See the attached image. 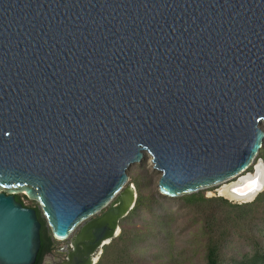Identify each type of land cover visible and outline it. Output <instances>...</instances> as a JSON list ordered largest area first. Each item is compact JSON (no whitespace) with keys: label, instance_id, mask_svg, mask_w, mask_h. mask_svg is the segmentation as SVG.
<instances>
[{"label":"water","instance_id":"obj_1","mask_svg":"<svg viewBox=\"0 0 264 264\" xmlns=\"http://www.w3.org/2000/svg\"><path fill=\"white\" fill-rule=\"evenodd\" d=\"M263 122L264 0H0V264L41 247L16 195L58 241L83 223L55 264H97L132 165L170 198L223 186L252 174ZM260 164L252 199L218 196L255 200Z\"/></svg>","mask_w":264,"mask_h":264},{"label":"trees","instance_id":"obj_2","mask_svg":"<svg viewBox=\"0 0 264 264\" xmlns=\"http://www.w3.org/2000/svg\"><path fill=\"white\" fill-rule=\"evenodd\" d=\"M258 157L264 160V144ZM16 199L24 204L20 195ZM163 200L176 202V209L165 206ZM34 208L42 224L41 249L34 263L40 264L42 250L56 240L41 209ZM142 212L148 213L149 222L139 228L133 219ZM178 218L189 230L186 243L192 252L191 264L197 252L202 253V264H264V190L246 203L209 197L203 190L177 198L166 197L159 191L148 196L140 194L135 208L121 221V226L128 221L131 227H123L120 235L103 248L97 264H147L143 260L149 255L168 264L182 263L185 259H179L170 240ZM153 248L157 252L150 254ZM182 249L189 251L184 246Z\"/></svg>","mask_w":264,"mask_h":264},{"label":"rangeland","instance_id":"obj_3","mask_svg":"<svg viewBox=\"0 0 264 264\" xmlns=\"http://www.w3.org/2000/svg\"><path fill=\"white\" fill-rule=\"evenodd\" d=\"M261 127L264 129V122L262 123ZM149 156H147L142 163H137L134 164L130 167V169L128 170V175H129V182L134 184V186L136 187L137 191H138V195L142 194L144 196H148L152 193H155L158 190V180L160 177V173L157 172L156 170H154L153 166L151 165L150 161H149ZM262 158H259L258 155L255 158L252 166L245 172V173H253L255 166H259L260 162L262 161ZM264 161V160H263ZM234 180V179H233ZM226 185L222 184H218L215 186H212L210 188H206L203 189L204 193L206 196H218V193L220 194V189L223 188ZM202 191V190H201ZM21 196L24 204L26 206H37L40 208L39 204L34 201L29 199L28 197H26L23 194H18ZM229 198V197H228ZM233 202V201H232ZM162 203L165 206L171 207L172 209H176L177 207V203L173 202V201H167V200H163ZM236 203V202H235ZM41 209V208H40ZM133 222L136 223V226L139 228L144 227L143 224H146L147 222H149V215L146 212H142L139 215H137L134 219ZM83 224V223H82ZM82 224H80L70 235V237L66 240L63 241H55V244L58 247H66L67 244L70 241V238L73 236L74 233L78 232L80 227L82 226ZM183 219L182 218H178V220L173 224V231L174 234L172 236V238H170V240H172V244H173V248H174V252H179V259H185L183 260L182 263H178V264H191L190 263V258H191V250L188 246L187 242V238H188V232L189 230L187 228L184 229L183 227ZM132 224H130L128 221L123 223V225L121 226L122 229L123 227H131ZM49 227V225H48ZM50 228V227H49ZM122 232V231H121ZM53 236V235H52ZM152 236V234H151ZM149 238H151L149 236ZM141 245L143 247H147L145 242H142ZM182 246L186 247V249L188 248L189 251L182 249ZM157 249L153 248L152 250H150V254L151 253H156ZM181 252L183 253V257L181 256ZM202 253L201 252H197L196 256L194 257V261L192 264H202ZM178 259V257H177ZM145 263L147 264H168L166 262H164V260H162L160 257L157 258H153L152 256H147L144 260ZM169 264H177L175 262L173 263H169Z\"/></svg>","mask_w":264,"mask_h":264},{"label":"bare ground","instance_id":"obj_4","mask_svg":"<svg viewBox=\"0 0 264 264\" xmlns=\"http://www.w3.org/2000/svg\"><path fill=\"white\" fill-rule=\"evenodd\" d=\"M262 175H263V167L261 164L256 167V173L255 174H248L243 177H241L239 180L232 182V183H226L223 188L220 189V194L224 195L226 197L232 198V199H245L249 200L252 199L256 192L261 188L262 185ZM255 187V188H253ZM247 194H240L242 192L249 191Z\"/></svg>","mask_w":264,"mask_h":264},{"label":"flooded vegetation","instance_id":"obj_5","mask_svg":"<svg viewBox=\"0 0 264 264\" xmlns=\"http://www.w3.org/2000/svg\"><path fill=\"white\" fill-rule=\"evenodd\" d=\"M34 208V206H28ZM41 249V247H40ZM70 249V241L66 247H58L55 243H52L49 248L42 250V259L40 264H55L61 259L66 257V252Z\"/></svg>","mask_w":264,"mask_h":264}]
</instances>
